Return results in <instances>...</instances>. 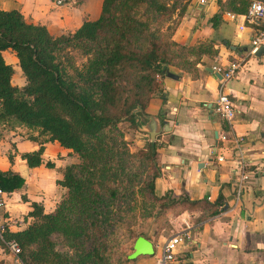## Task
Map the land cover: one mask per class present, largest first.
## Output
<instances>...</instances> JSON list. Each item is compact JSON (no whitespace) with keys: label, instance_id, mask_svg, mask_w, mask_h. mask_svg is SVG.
I'll return each instance as SVG.
<instances>
[{"label":"trees","instance_id":"trees-1","mask_svg":"<svg viewBox=\"0 0 264 264\" xmlns=\"http://www.w3.org/2000/svg\"><path fill=\"white\" fill-rule=\"evenodd\" d=\"M187 4L102 0L96 21L58 37L28 23L16 10L0 11V126L38 134L31 141L39 149L21 155L30 169L43 164L46 143H57L79 159L57 182L66 192L52 214L32 203V223L21 232H4L5 242L19 245L22 264L133 263L120 237L126 232L134 242L144 236L135 235L133 227L151 220L158 207L166 208L167 196L155 195V180L161 175L159 144L148 142L132 152L119 125L127 122L136 130L137 114L159 92L169 68L195 76L204 58L218 55L213 42L185 47L171 40ZM218 17L211 20L213 27ZM6 51L18 60L25 79L22 88L11 83L14 70L3 58ZM0 185L11 193L20 190L24 180L0 172ZM168 202L210 216L219 213L220 202L211 205L186 197ZM0 246L5 248L2 242Z\"/></svg>","mask_w":264,"mask_h":264},{"label":"crops","instance_id":"crops-1","mask_svg":"<svg viewBox=\"0 0 264 264\" xmlns=\"http://www.w3.org/2000/svg\"><path fill=\"white\" fill-rule=\"evenodd\" d=\"M54 1L0 0V11L16 10L28 23L45 27L54 37L73 33L84 22L96 21L101 12L102 0H67L64 6H56ZM186 1V12L171 40L185 47L213 42L218 55L204 58L195 76L169 68L168 73L176 79L166 75L160 81L159 92L137 114L136 130L124 131L130 150H140L152 143L146 127L150 118L154 119L156 130H161L154 140L159 144L156 162L161 172L155 180V195L167 196L163 201L167 207H160L164 217L148 235H140L151 242L154 255L138 257L131 264H155L161 245L182 230L188 232L189 238L177 249L174 264H264V53L249 54L250 40L264 27V21L250 24L243 19L252 1L264 0H206L204 6L198 0ZM227 13L239 17L234 22L227 19ZM216 16L220 22L213 27L211 20ZM240 24L243 31L238 28ZM3 58L13 67L12 85L24 87L25 79L14 53L3 52ZM231 64L239 68L223 89L236 111L229 130L213 109L220 78L209 69ZM226 132L228 139L220 142L218 138ZM37 136L24 127L0 126V172L10 171L24 180L20 190L6 192V206L0 214V225L11 233L21 232L32 223L28 217L32 203L40 206L44 214L55 211L66 192L57 182L68 165L79 163L69 150L57 143H46L43 164L28 168L21 155L39 149L31 141ZM237 139L243 140L241 146L236 145ZM239 154L250 165L237 201L234 163ZM219 156L225 161L217 163ZM48 162L54 167L47 168ZM185 197L211 205L220 202L219 213L210 216L201 209L187 211L179 204L169 205V199ZM152 220L154 217L148 221ZM0 264L22 263L0 246Z\"/></svg>","mask_w":264,"mask_h":264},{"label":"built area","instance_id":"built-area-1","mask_svg":"<svg viewBox=\"0 0 264 264\" xmlns=\"http://www.w3.org/2000/svg\"><path fill=\"white\" fill-rule=\"evenodd\" d=\"M67 0H55L54 4L56 6H64L66 5ZM200 6H204L207 1L206 0H198ZM227 19L231 21H236L239 16L235 14H226ZM245 22L250 24H260L264 21V1H252L247 9L246 14L243 16ZM239 30L243 31L244 26L242 24L239 25ZM263 50L264 52V27L254 35L250 40L249 54L255 55L259 50ZM237 64H231L227 68H222L220 66H215L212 68V71L220 76V84L218 89V96L216 101L214 102V112L215 114L221 118L226 124L228 129H231L233 121L236 116V111L229 99V97L224 94L225 85L235 77L236 71L238 69ZM228 134L223 133L218 140L220 142L226 141L228 138ZM243 140L237 139L235 143L237 146H241ZM225 158L223 156H219L216 158L217 163L224 162ZM250 163L245 160L242 154H239V157L235 159L234 163V173L237 177L236 181V200H240L241 192L243 190V185L245 180L247 179L246 174L249 170ZM6 206V192L2 189L0 185V214L5 209ZM1 218V217H0ZM5 228L0 225V242L4 243L5 247L10 250L15 256H18L21 253L19 245L15 241L5 242L3 239V234L5 232ZM189 238L188 232L185 230L179 231L177 233H173L170 237L161 245L159 248V252L156 255L155 264H174L175 256L177 253V249Z\"/></svg>","mask_w":264,"mask_h":264},{"label":"water","instance_id":"water-1","mask_svg":"<svg viewBox=\"0 0 264 264\" xmlns=\"http://www.w3.org/2000/svg\"><path fill=\"white\" fill-rule=\"evenodd\" d=\"M263 50H259L258 52H256L255 56H261L263 54ZM209 72L213 73L212 70L209 69ZM168 78H174L176 79L175 76H173L172 74L168 73L167 74ZM218 78H220V76H218ZM156 126L154 124V119L150 118V124L149 126L146 127V133L149 136L150 140L152 142H154L155 138L159 135V132L156 130ZM161 129V128H160ZM218 136L217 134L215 135V139L217 140ZM217 145V142L215 143V146ZM215 153V148H214V152ZM157 215L155 214L153 217L155 219ZM154 255V248L153 245L151 244V242H149L147 239H145L144 237H138L132 247V253L128 255V260L133 261L135 259H137L138 257H144V256H153Z\"/></svg>","mask_w":264,"mask_h":264},{"label":"rangeland","instance_id":"rangeland-1","mask_svg":"<svg viewBox=\"0 0 264 264\" xmlns=\"http://www.w3.org/2000/svg\"><path fill=\"white\" fill-rule=\"evenodd\" d=\"M75 61L77 63H79L81 61L80 56L76 53L74 55ZM119 129L122 130L123 132L130 129L129 128V124L127 122H123L119 125ZM125 138V135H124ZM157 215L156 218L152 221H147V220H143V221H138L136 223V225L133 227L132 231L134 232L135 235H140V234H146L148 235L151 231H153L155 229V227L158 224V221L161 217H164L165 214H161L159 207L154 211L153 216ZM124 234V235H123ZM122 234V236L120 237L123 249L125 251V254H130L131 250H132V244L133 241L129 240L127 237L126 232H124Z\"/></svg>","mask_w":264,"mask_h":264}]
</instances>
